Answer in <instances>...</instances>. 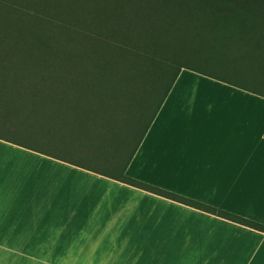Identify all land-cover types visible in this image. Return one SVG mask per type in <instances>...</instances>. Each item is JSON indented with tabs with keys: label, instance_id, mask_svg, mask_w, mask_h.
Returning <instances> with one entry per match:
<instances>
[{
	"label": "crops",
	"instance_id": "0c3cea01",
	"mask_svg": "<svg viewBox=\"0 0 264 264\" xmlns=\"http://www.w3.org/2000/svg\"><path fill=\"white\" fill-rule=\"evenodd\" d=\"M125 176L264 225V98L181 70ZM0 264H264V233L0 138Z\"/></svg>",
	"mask_w": 264,
	"mask_h": 264
},
{
	"label": "trees",
	"instance_id": "16d2710c",
	"mask_svg": "<svg viewBox=\"0 0 264 264\" xmlns=\"http://www.w3.org/2000/svg\"><path fill=\"white\" fill-rule=\"evenodd\" d=\"M183 69L264 98V0H0L1 139L264 233L125 176ZM30 129L48 146L64 130L107 158L36 148L17 136Z\"/></svg>",
	"mask_w": 264,
	"mask_h": 264
},
{
	"label": "rangeland",
	"instance_id": "374dc122",
	"mask_svg": "<svg viewBox=\"0 0 264 264\" xmlns=\"http://www.w3.org/2000/svg\"><path fill=\"white\" fill-rule=\"evenodd\" d=\"M201 68H203L205 71L210 73H218V74L230 73V71L227 68L225 67L219 68L212 63L203 65L201 66ZM7 117H8L7 115L5 116L0 115V122H5ZM17 127H19V125ZM29 131L32 132V134L26 136L23 135H17V136L21 137L24 141L33 144L36 148L54 151L62 155H65L67 157L77 159L78 161L81 160L83 162H99L100 159L107 158L108 155L106 148L102 149L99 147V145L95 144L89 149L88 146H82L81 141H78L74 137L69 136L68 133L64 130L60 131L58 134L54 132L51 134V132H49L50 136L53 137L52 139H54L53 142L55 143L52 146L37 143L42 141L41 138L42 134L39 135L37 132L32 131V129H30ZM25 137L28 139H25ZM58 144L60 146H58ZM59 147H61L62 149H60Z\"/></svg>",
	"mask_w": 264,
	"mask_h": 264
}]
</instances>
